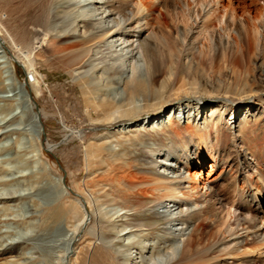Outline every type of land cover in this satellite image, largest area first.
<instances>
[{"label":"rangeland","instance_id":"1","mask_svg":"<svg viewBox=\"0 0 264 264\" xmlns=\"http://www.w3.org/2000/svg\"><path fill=\"white\" fill-rule=\"evenodd\" d=\"M10 1L14 0H0V4H7L8 7ZM19 1L28 0H17ZM138 1L58 0L53 7L55 17L52 18L49 35L57 38L58 44L81 39L80 35L114 24L110 17L107 18L110 8L116 10L118 4L123 2L126 3V12L132 13L138 7ZM161 1L154 8L153 16L158 17L159 9L163 7L171 30L162 28L155 19L147 17L142 21L143 37L154 41L161 38L159 47L164 52L165 60L169 59L170 48L180 50V66L186 70L190 82L198 80L195 81L196 87L201 85L210 89L218 88L227 76L231 77L229 99L236 101L232 104L231 101L223 100L226 95H223L222 88L218 95L200 99L205 111L203 116L198 117L199 123H203L207 117L204 129L213 137L217 129V136L214 137L216 148L225 157L214 168L210 166L212 161L208 158L203 168L196 164L193 171L198 173L199 179L203 173L202 182H208L212 186L216 197L221 200L220 209L229 210L233 205L234 208H240L241 212L236 213H241L244 217H257L261 213L257 225H260L259 229L263 232L264 190L261 191L263 196H260V202L250 201L246 205L244 202L247 197L244 196V201H240L236 187L239 185L245 190L248 188L244 178L245 174L250 173L246 161L261 167L264 173V103L256 97L263 93L264 100V56L259 50L252 48L242 57L236 53L237 47L233 44L228 51L230 57H235L238 62L232 66L234 75L230 69H225L224 78L214 70L215 65L216 69L223 66L221 52L224 44H219L212 37V28L205 29L201 24L194 28L196 24L193 25L195 12L200 11L201 6L193 4L194 17L185 22L178 8L180 1ZM176 1L178 5H175ZM7 20L13 24V32L24 37L26 34L22 31L23 24L32 26L35 22L33 16L17 23L12 19ZM83 21L89 24L86 25ZM77 25L78 29L75 30ZM237 30L236 35L243 47H253L254 40L247 39L245 29L237 27ZM75 32L76 36L64 37L65 34ZM117 38L93 45L85 58L84 67L71 72L64 70L59 63L51 65L38 58L37 66L43 71V80L36 85L22 54L19 55L6 39L0 37V264H81V255L94 243L109 245L120 257L122 264L126 263L122 250L128 243V238L122 234L119 223H106L101 218L96 222L94 219L98 217L97 212H94L88 199L75 189V176H78V180L84 179L86 166L83 150L79 152L83 145L81 139L75 137L66 141L65 135L72 130L84 132L86 140L95 137L99 140L98 143L106 142L104 159H115L118 154L125 155L129 152L135 160L132 166L134 172L144 174L160 170L166 175L174 176L172 171L178 161L174 153L176 143L166 124L170 115L182 131L188 122L193 121V118L188 120L187 111L198 102L196 95L189 94L167 103L161 111L151 115L150 123L140 125L141 130H138L139 125L133 127L132 131L127 128L128 125L140 122H117L105 127L95 125L81 115V79L88 78L84 85L97 92L98 98L109 97L117 101L125 95L124 82L134 74L149 79L141 49L136 48L131 55V48L127 46L129 43L123 38ZM217 54L219 55L215 59ZM35 86H38V90ZM252 95L256 96L251 98ZM142 103V98L137 99V104ZM224 103L227 104L226 107L223 106ZM220 116L221 120L218 119ZM157 121L162 124L161 127L152 129ZM194 151L195 148L192 155ZM178 166L181 168L180 172L186 174L185 166ZM108 168L104 161L95 169L96 174L104 173ZM248 176L252 180V176ZM258 185L255 180L254 186ZM136 197L140 198L138 195ZM75 198L80 200L88 213L80 231L72 235V224L76 219L66 215L62 209L72 205ZM131 198L135 199L134 195ZM170 204L173 203H155L135 213L134 218L147 224L140 232H129L132 234L131 241L139 244L133 249L132 256L139 264L154 256L167 254L175 243L181 250L195 226V221H191L189 216L191 210L185 206L182 218L176 220L174 216L180 214V209L174 210ZM57 208L60 213L55 216L54 209ZM98 209L101 211L99 214L104 212L110 215L120 209V206L116 202H109ZM248 224L253 226L254 223ZM214 229L211 221L204 227L205 232ZM212 237L206 241L212 242ZM140 246H145V250ZM248 246L255 247L253 244ZM93 251L94 246L88 253V263ZM247 260V264H264V255L251 253ZM108 263L112 264L111 261ZM227 263L232 264L233 260L229 259Z\"/></svg>","mask_w":264,"mask_h":264},{"label":"bare ground","instance_id":"2","mask_svg":"<svg viewBox=\"0 0 264 264\" xmlns=\"http://www.w3.org/2000/svg\"><path fill=\"white\" fill-rule=\"evenodd\" d=\"M57 1L33 0L32 3V0L25 2L14 0L10 1L8 7H6L7 4L5 6L0 4V37L6 39L19 55L22 54V59L25 58L24 63L31 69L30 73H32L36 85H39L41 80H43V71L39 70L37 66L39 64L38 58L44 59L46 62L51 63V65L59 63L64 67V70L66 69L68 72H71L76 68L84 67L85 58L89 55L93 45L110 38L114 39L118 37L117 39H119L120 37V39L123 38L125 42L129 43L127 46L131 48V55L134 54L136 48L141 49L149 79H143V77H137L134 74L124 82L125 95L119 101L109 97L98 98L96 96L98 95L97 92L90 88V86L84 85L88 81V78L81 79L80 102L83 105L81 115H84L89 122L105 127L117 122H140L139 124L128 125L127 128H131L130 130L132 131L134 130L133 127L139 125V129H137L141 130L140 125L150 123L151 115L156 113V111H161L167 103L180 100V98L189 94L196 95L195 99L198 100L195 106L187 111L189 115L188 120L193 118V121L188 122L182 131L178 127L177 122L170 115L168 117L166 126L173 133V137L171 138L176 143L174 153L176 154V159H178L172 171L175 173L174 176L166 175L160 170L138 174L132 170L135 160L131 156V153L129 154L128 152L125 155L118 154L115 159H104L107 152L106 142L98 143L99 140L95 137H92L91 140H86L84 132L82 133L79 130H72L71 133L65 135L67 137L66 141L78 137L83 142L79 152L83 150L86 166L84 172L85 178L78 180V176H75L73 181L75 182V189L88 199L94 212H97L96 215L99 218L94 219L96 222H99L101 218L106 223H119L122 234L127 235L126 238H128V243L124 245V249L122 250L125 262L127 264H139L136 258L133 257L132 259L133 249L139 244L135 243L134 240L131 241L132 234L130 235L129 232L130 230L132 232H140L147 225L142 220L138 221L134 218L135 213L143 208H149L155 203L163 202L173 203L170 205L172 208L174 207V210L180 209V214L174 216L176 220L177 218H182L186 206L188 210H191L189 216L191 221H195V226L189 232L181 250H179L178 245L175 243L172 250L167 254L160 257L154 256L141 264H228L227 260L229 259L233 260L232 264H247V258L251 256V253L264 255V231L262 232L259 229L260 225H257L261 213H258L257 217H244L241 213H236L241 212L240 208H234L233 205L229 210L224 211V209H220L221 200L216 197L212 186L208 182H202L203 173L199 179L198 173L193 171V167L196 164L203 168L208 158L212 161V165L210 164V166L214 168L217 163L221 162L223 156L225 157L216 148L217 144L214 137L217 136V129L215 130L214 137L212 134H207L204 129L207 117L204 118L201 124L198 117L200 115L203 116L205 111L202 108L204 104H200V99L202 97L211 98L213 94L218 95V93H221V88L223 95H226L222 99L231 101L232 104L236 103V101L229 99L231 77L227 76V79L218 88L210 89L206 86L201 87V85L196 87L197 83L195 81L198 80L190 82L187 78L186 70L180 66V50L170 48L169 59L165 60L164 52L159 47L161 38L158 37L154 41L149 37H143L142 21L147 17H152V20L155 19L162 28H169L171 30L166 21V13L162 9L163 7L159 9L160 14L158 17L153 16L154 8L162 2L161 0H139L137 3L138 7L132 13L126 12V3L122 2L118 4L116 10L109 9L107 18L110 17L114 21V24L103 27L98 31L90 32L84 36L80 35L81 39L62 44H58L57 38L55 39L49 35L52 18L55 17L53 7ZM178 1H180L181 5H178L177 1L175 5L177 4L178 8H180V16L185 22L194 17V12L192 11L193 4L200 5V11L195 12L193 25L195 26L196 24V26L194 28L200 24L205 29L209 30L212 28V37L219 44H224L221 52L223 66L217 69L216 65L214 66V70H217L224 78L226 77L224 75L225 69H230L234 75L235 72L232 66L238 62L235 60V57H230L228 51L231 50L233 44L237 47L236 53L242 57L248 54L252 48L259 50L264 56V0ZM116 15L120 17L117 18ZM32 16L35 18L32 26L28 23L23 24L22 31L26 34V37L13 32L14 26L7 20V18L12 19L17 23L18 21L31 19ZM83 22L86 25L89 24L86 21ZM218 23L220 27H218ZM86 25H83V27ZM237 27L245 29L248 40H254L255 44L253 47H243V44L240 43L236 35L238 31ZM76 29H78V25ZM132 32L133 34H131ZM65 36H76V32L71 35L65 34ZM44 42L47 43L44 45ZM219 54L215 55V59ZM17 57L19 58V56ZM167 74L169 75L167 76ZM35 87L38 90V86ZM254 96L256 95H252L251 98ZM256 97L260 98L264 103L263 93H259ZM139 98H142L143 101L141 105L137 104V99ZM223 106L226 107L227 104L224 103ZM41 117H43L42 114L40 115V119ZM221 118L222 116L218 119L221 120ZM161 125L157 121L156 124L152 125V129H157ZM194 148V155H192ZM104 161L107 162L109 168L104 173L96 174L97 171L95 169H98ZM246 163V166L249 167L248 173L250 172L244 175L248 188L245 190V188H240L238 185L236 190L240 201H244V196L247 197L244 202L247 205L250 201L252 203L254 201H261L260 196H263L261 191L264 190V173L261 167L254 166L250 161H246ZM180 164L185 166L186 174L180 172L181 168L178 166ZM248 175L252 176V180L249 179ZM255 180L259 183L256 187L254 186ZM107 186H110V188ZM133 195L135 199L131 198ZM136 195L140 196V198H137ZM109 202H116L120 206V209L110 215L104 212L99 214L101 211L99 212L98 208ZM54 210L55 216H57L60 211L58 208ZM62 210L66 215H70L76 219L75 223L72 224V235H74L80 231L81 226H83L82 224L86 221L88 212L83 209L78 198L74 199L72 205L64 206ZM209 221L212 222L215 229L214 231L205 232L204 227ZM248 222H253V226H250ZM262 225H264V218ZM211 237L213 238L212 242L206 241V239L208 240ZM249 244H253L255 247L248 246ZM93 246L94 251L88 263V253ZM140 247L141 249L145 248V246ZM81 256V264H107L110 261L112 264H122L120 257L109 245L94 243Z\"/></svg>","mask_w":264,"mask_h":264}]
</instances>
